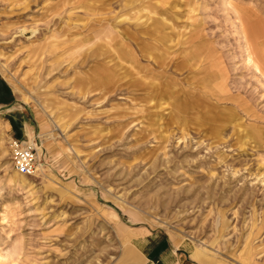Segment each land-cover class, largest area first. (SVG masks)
<instances>
[{
	"label": "rangeland",
	"instance_id": "374dc122",
	"mask_svg": "<svg viewBox=\"0 0 264 264\" xmlns=\"http://www.w3.org/2000/svg\"><path fill=\"white\" fill-rule=\"evenodd\" d=\"M152 233L264 264V0H0V264H149Z\"/></svg>",
	"mask_w": 264,
	"mask_h": 264
},
{
	"label": "crops",
	"instance_id": "0c3cea01",
	"mask_svg": "<svg viewBox=\"0 0 264 264\" xmlns=\"http://www.w3.org/2000/svg\"><path fill=\"white\" fill-rule=\"evenodd\" d=\"M30 127H28L27 122L24 123V136H29ZM34 132V130H32ZM154 236L150 237L151 246L147 255L149 264H196L191 261L189 254L186 251L177 247L173 242L166 241L164 235L157 233H152Z\"/></svg>",
	"mask_w": 264,
	"mask_h": 264
},
{
	"label": "built area",
	"instance_id": "2783aa9c",
	"mask_svg": "<svg viewBox=\"0 0 264 264\" xmlns=\"http://www.w3.org/2000/svg\"><path fill=\"white\" fill-rule=\"evenodd\" d=\"M15 171L26 176L34 175L40 162L37 139L11 137L8 141Z\"/></svg>",
	"mask_w": 264,
	"mask_h": 264
},
{
	"label": "bare ground",
	"instance_id": "6f19581e",
	"mask_svg": "<svg viewBox=\"0 0 264 264\" xmlns=\"http://www.w3.org/2000/svg\"><path fill=\"white\" fill-rule=\"evenodd\" d=\"M236 11V10H235ZM244 33V32H243ZM244 35V34H243ZM259 40V39H258ZM257 40V41H258ZM247 50H248V48H247ZM247 53H248V51H247ZM248 55V54H247ZM252 58V57H251ZM252 62V61H251ZM258 68H259V66H258ZM32 140V139H31ZM5 260H7V259H5V255L3 254V253H1L0 252V262H2V261H5Z\"/></svg>",
	"mask_w": 264,
	"mask_h": 264
}]
</instances>
